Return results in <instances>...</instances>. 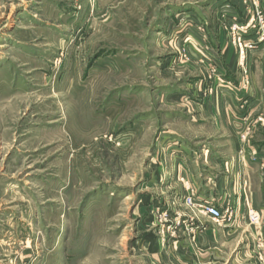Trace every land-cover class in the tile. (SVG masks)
Masks as SVG:
<instances>
[{
  "label": "rangeland",
  "instance_id": "obj_1",
  "mask_svg": "<svg viewBox=\"0 0 264 264\" xmlns=\"http://www.w3.org/2000/svg\"><path fill=\"white\" fill-rule=\"evenodd\" d=\"M224 101L243 153L264 0H0V264H264L260 212L187 202Z\"/></svg>",
  "mask_w": 264,
  "mask_h": 264
},
{
  "label": "crops",
  "instance_id": "obj_2",
  "mask_svg": "<svg viewBox=\"0 0 264 264\" xmlns=\"http://www.w3.org/2000/svg\"><path fill=\"white\" fill-rule=\"evenodd\" d=\"M251 95L253 97L249 96V100L246 101L252 107V111L249 112L251 116L248 115L250 120L252 114L258 111L257 108L261 106V96L259 97L257 93ZM233 102H221V104H218L217 111L214 109L211 111V116L214 118V139H229L227 142L228 146L218 149L214 148L215 150L209 149L206 164L204 163L203 165L204 167H208L207 173L210 176L206 177V175L198 173L196 177L200 178V180L197 182L194 180L195 183L192 185H196L197 191L200 189L198 195L210 196L219 207L224 206L229 200L235 204L241 203L240 212H238L240 219L245 218L244 204L246 203L249 209L260 212L262 223L264 224V171H262L257 163L251 161L250 156L253 150L256 149L259 154L258 162H262V160L264 162V133L261 138L255 140V145L252 143L248 148L246 146V150L242 153L240 144L237 142L236 127L232 123H236L234 119L237 117V113L233 108ZM202 150V154L206 153V149ZM210 177L212 178L209 180ZM242 186L245 187L243 192H246V194L241 192ZM239 225L240 223L233 231L227 230V232L230 231L235 234L237 231H241L246 237L252 235V232H246L247 228L242 229ZM222 230L220 228L219 231L223 233L224 231ZM217 235L218 232L209 228L202 233V236L205 238L211 236L213 240L216 239Z\"/></svg>",
  "mask_w": 264,
  "mask_h": 264
},
{
  "label": "built area",
  "instance_id": "obj_3",
  "mask_svg": "<svg viewBox=\"0 0 264 264\" xmlns=\"http://www.w3.org/2000/svg\"><path fill=\"white\" fill-rule=\"evenodd\" d=\"M187 202L199 210L201 214L206 216L215 224L219 226L227 223L231 217L227 213V210L216 205L211 197L208 196H196L194 199L191 196H187Z\"/></svg>",
  "mask_w": 264,
  "mask_h": 264
}]
</instances>
